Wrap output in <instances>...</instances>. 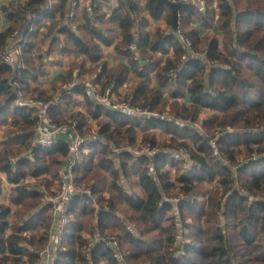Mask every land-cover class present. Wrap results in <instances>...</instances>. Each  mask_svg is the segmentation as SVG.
<instances>
[{
	"label": "trees",
	"instance_id": "trees-1",
	"mask_svg": "<svg viewBox=\"0 0 264 264\" xmlns=\"http://www.w3.org/2000/svg\"><path fill=\"white\" fill-rule=\"evenodd\" d=\"M73 1L79 2L2 0L0 4V16L9 21L0 30V51L12 31L26 25L17 64L5 62L0 55V121L5 122L0 170L12 184L9 201H0V264H15L18 259L34 264L38 250L48 241L51 204L37 187L50 190L60 178V168L69 158L68 139L34 147L36 114L28 105H19L18 99L45 100L58 94V104L51 110L53 121L72 129L71 136H83L88 120L94 118L97 135L105 142L82 146V155L73 167L80 190L71 196L63 247L53 264H126L129 260H142L143 264H264V0H204L203 5L176 0L183 3L178 9L183 32L179 34L172 25L171 9L158 0H145L144 6L140 0H116L108 12L102 10L108 0H90L71 18ZM161 16L166 28L150 30V18ZM48 18L52 19L49 23ZM48 38L43 51L41 46ZM131 43L135 50L129 48ZM107 45L125 55L126 62L109 67L101 60L102 46ZM54 46L62 54L83 55L62 76L63 82L75 80V84L61 95V90L48 94L31 84L48 74L54 62L45 55ZM86 59L93 66L88 67ZM75 67L77 75L72 71ZM93 70L91 82L101 92L117 94L132 74L135 79L126 94L141 109L162 111L166 102L163 90L167 89L178 118L196 119L200 110L211 111L201 121L204 131L168 116L132 114L96 103L84 81H76V76ZM81 101L83 111L70 110ZM157 127L170 134L173 144L168 146L186 150L188 157L175 160L166 151L136 155L129 150L136 143V128L148 133L147 129ZM144 140L150 146L156 143L153 134ZM114 148L125 149L117 153ZM31 149L33 159L27 156ZM115 155L118 167L112 161ZM167 163H177L182 169L175 181L184 196L174 205L186 241L178 245V221L170 213L172 201L167 200L172 198L169 188L174 186ZM121 174L134 177L143 194L125 190L118 182ZM30 179L34 188L24 183ZM206 183L214 185L205 190ZM87 188L92 201L81 195ZM119 201L129 213L119 214ZM151 231L154 235L147 237ZM94 232L98 239L85 251ZM112 240L118 241L122 258Z\"/></svg>",
	"mask_w": 264,
	"mask_h": 264
},
{
	"label": "built area",
	"instance_id": "built-area-1",
	"mask_svg": "<svg viewBox=\"0 0 264 264\" xmlns=\"http://www.w3.org/2000/svg\"><path fill=\"white\" fill-rule=\"evenodd\" d=\"M87 3H91L90 0H87ZM191 2H198L199 5H203L202 0H189ZM96 3H94V6ZM79 5L78 2L73 1L71 4V8L69 10V16L72 18L76 13ZM74 25V24H73ZM25 29L16 28L12 31L9 39L7 40L5 46L0 51V55L2 59L11 64L15 65L18 62V56L21 53L23 40L25 36ZM184 39V38H183ZM187 45H190V41L188 39H184ZM130 49H136L135 43L129 44ZM185 54L182 55L185 58ZM137 57V56H136ZM76 74V72H73ZM75 80L73 81H65L61 85V91H59L60 95L63 93L65 94L70 90L71 87L74 86ZM89 89L90 94L94 97L96 103H101L105 106L115 107L117 108L119 104H117L114 99H111V94L107 91L101 92L98 85L93 84L92 82H83ZM59 94L55 95L53 98L49 100H42V99H31V100H22L18 99L19 105H28L30 108L33 109L34 113L36 114L35 119V131L36 137L33 140L34 147L37 146H44L48 147L51 146L59 140L57 134L60 131V127L55 124L51 117V110L58 104L59 101ZM146 110V112L142 111ZM148 111V113H147ZM140 112V111H139ZM141 112L138 115H154L148 109H141ZM75 123L73 122L72 127H74ZM99 142L104 143L105 139L99 137L98 135H79L75 134L68 138V149H69V158L67 160V164L64 168V172L61 174L59 178V187L58 189L50 194L45 192L44 187L38 186V189H41L45 192L44 200L51 204V211H52V223L49 231L48 241L44 247L38 250L39 259L34 264H53L54 258L57 255V251L62 249L63 247V239L66 232V226L70 218L69 214V206H70V199L72 194L75 190V175L73 174V167L76 162L80 158V152H82V146L87 144ZM169 153V152H168ZM27 156L30 159L34 158V151L31 149L27 152ZM0 179L5 180L7 185H12L6 177L0 172ZM24 183L27 187L34 188L35 184L31 180H25ZM86 193L90 194V190L87 188L83 190ZM180 197H176L174 199L167 200H175L177 201ZM1 212V207H0ZM98 239L96 233H93L88 247L86 249H90L94 242ZM113 244V243H112ZM15 264H28L27 262L22 261V259H18L15 261Z\"/></svg>",
	"mask_w": 264,
	"mask_h": 264
},
{
	"label": "rangeland",
	"instance_id": "rangeland-1",
	"mask_svg": "<svg viewBox=\"0 0 264 264\" xmlns=\"http://www.w3.org/2000/svg\"><path fill=\"white\" fill-rule=\"evenodd\" d=\"M202 1L205 2L204 0H202ZM177 32L183 33L182 32V27L178 26ZM184 39H185V37H184ZM77 69H78V67L73 68V70H74L73 72H77ZM83 74H85V76L88 77V80L83 79L84 76L82 75L81 77L76 76V81H86V82L90 83L92 81V78L95 75V70H93V71H84ZM64 82L62 81V82L59 83V85L57 87V90L54 92V94H56L61 89V85ZM154 83H155V80L152 79L151 80V84H154ZM124 85H126L125 82L122 84L121 87H119L120 88V93L119 94H117L116 92L110 93L111 94V99H114V101H116L117 104H119V105H117L118 106L117 108L121 109V110H124V111H127V112L132 113V114L143 113V112H141V107L140 106H135V105L131 104V102L129 100V97L126 94L127 92L130 93V90H128V89H129L130 85H132V84L129 83L127 87H123ZM98 87H100V86H98ZM163 91H164V99L166 100L164 106L162 107L163 110L162 111L153 110V111H150V112L152 114H154V115H157V116H162L163 115V116L171 117V118L175 119L176 121H178L179 124H181L183 126H187L189 128H194L195 127L197 130H201L203 132L204 130H203L202 126H201V121H202L203 118L208 117L211 114V111L206 110V109L200 110V112H199V114H198L196 119H191V116H188L186 119L178 118L177 114L173 111V109L171 107V102L173 101L172 96L169 95L167 89H164ZM126 96H127V99L125 98ZM45 100H49V99H45ZM184 100H186V99L184 98ZM83 103L84 102L81 101L80 103H78L75 106H73V108H70V110L81 109L83 111L84 110V104ZM142 111L146 112V110H142ZM147 113H148V111H147ZM184 114H187V113H184ZM56 125L60 127V131H63V130H65V128H68V126H60L58 124H56ZM88 126L89 127H88L87 130H85L84 134L87 135V136H89V135H97L98 124H97V122H96V120L94 118H91V119L88 120ZM135 132H136L135 133V135H136V143L133 144L132 146H128V148H129V150L132 153H134L136 155H139V154H142V153L153 154L155 152L157 153V152H161V151H166V152H169L170 159L174 158L175 160H177V159H182V157L184 158V156H185V158L188 157L187 156L188 154H187L186 150H184L182 148L175 149L173 146H168L169 144L172 145L173 142L169 139L170 138V134L167 133L166 131H164V129H162L161 127H157V129H154L153 131H149L147 129L148 133H143L142 129L136 128ZM152 134L155 136V142L156 143H155L154 146H150V141L149 140H144V138H146V136L150 138L152 136ZM179 138H181V137H179ZM184 138L189 140L188 137H184ZM114 149H115V152L119 153L125 148H114ZM81 153L82 152H80V155H82ZM112 161H113L115 167L119 166V157H118V155L112 156ZM66 164H67V162L65 163V166H66ZM189 164L191 165V163H189ZM181 165L184 166V164H181ZM186 165H188V164H186ZM182 166H180V167L182 168ZM165 167L168 168L169 177L174 182V186L172 188H169L170 193L172 194V198L171 199H174L176 197H183L184 194H182L179 191L178 184L175 181L176 175L182 169L179 170L177 163L174 164V165H171V164L167 163L165 165ZM150 170H153L152 167L150 168ZM63 172H64V165L60 168V176H61V174ZM30 180H32V179H30ZM118 182L121 185H125V190H127L129 193L140 194V195L143 194V192L141 190V187L135 182V178L134 177H126L125 175L121 174L120 175V179H118ZM211 184L212 183H210V184L206 183L204 185L203 189H205V190L210 189V187L212 185H214V184H212V185ZM41 187H44V186L41 185ZM58 187H59V179H56L54 181L53 185H51L49 187L50 190L46 189L44 187V189H45L44 191L47 192V193L52 194L51 192H55L58 189ZM77 188L78 187H77V184H76L74 192L77 191ZM263 197H264V195H263ZM1 199H2V197H1ZM92 200H93V198H92ZM171 201L173 203V206H172V209H171L170 213L172 215H175L176 218H177V221H178V217L180 215L179 214V209L174 205V203H176L175 200H171ZM117 206H118L117 208L119 209L118 212H119L120 215L123 216V214L129 213V210H128L126 204L123 201H119ZM13 208H14V206H13ZM52 220H53V217H52ZM187 220H190V218H187ZM51 223H52V221H51ZM131 226L135 230H137V228L133 224H131ZM138 229H139V226H138ZM6 231H9V229H7ZM94 233H97V232H94ZM154 233L155 232H153V231L147 233V237L153 236ZM92 234L89 236V238H91ZM84 235L88 236L87 233H84ZM107 238H111V236H107ZM185 241H186V236L184 235V229H183V227H181V223L178 221L177 222V231H176V244L178 245L179 243H181V242L184 243ZM112 243H113V246L117 248V253L122 258V253H121V249L119 247L118 241L117 240H112ZM124 247H127L126 243H123V248ZM85 251L89 252V249L85 248ZM182 251H183V249L181 248L179 252L181 253ZM101 262L99 261V262H97L95 264H101ZM102 264H104V263L102 262ZM126 264H143V261L142 260H137V261L129 260V261L126 262Z\"/></svg>",
	"mask_w": 264,
	"mask_h": 264
},
{
	"label": "crops",
	"instance_id": "crops-1",
	"mask_svg": "<svg viewBox=\"0 0 264 264\" xmlns=\"http://www.w3.org/2000/svg\"><path fill=\"white\" fill-rule=\"evenodd\" d=\"M1 1L2 0H0V4H1ZM14 1L23 2L25 0H14ZM87 2H88L87 0H79V2H78L79 7L76 11L77 14H80V12L83 11L84 7L87 5ZM116 4H117L116 0H108L107 2L103 3L102 10L108 12L109 9L113 6H115ZM140 4L142 6H144L145 0H140ZM51 20H52L51 18H48L46 20V22L49 23ZM8 22L9 21L6 17L0 16V30L4 29L8 25ZM193 23L195 25H197L199 27V29L201 28L196 20H193ZM46 26L47 25H44L41 28L43 33L46 31ZM157 26L162 27V28H166L165 19L163 16H161L160 18H150L148 28L153 31ZM178 26L181 27L179 19L177 20V28H178ZM24 28H26V25L24 26ZM49 41H50L49 38L46 39V41H44L43 45L41 46L43 51L47 50V47L49 45ZM45 56H46L47 61L54 62V63L50 65L49 72L47 75L40 76L37 79V81L31 82V84L32 85H38L39 87L43 88L48 94H52L57 90L59 83L62 82V76L66 75L67 71L70 69V65H71L72 61L79 59L83 55H78V54H75L73 52L68 53V54H64V53L62 54L58 50L57 46H54L52 48V50H50L49 52H46ZM101 60L106 61L107 65L109 67H113L114 65H116L118 63L126 62L127 58L125 55L116 53L113 45H107V46H102ZM86 64L88 67H91V66H93L94 63H92L86 59ZM72 71H74V70H72ZM83 73H81L80 77L83 75L84 76L83 79L88 80V77H86L85 74H83ZM133 79H134L133 75L129 74L127 79L124 81L126 85H124L123 87L128 86V84L131 83L133 81ZM84 82H86V81H84ZM4 127H5V122L0 121V139H1L2 133L4 131L3 130ZM72 132H73L72 129L65 128V130L59 131L57 136L60 139H62V138L68 139L71 136ZM35 137H36V135H35ZM64 168H65V164H64ZM0 172L5 176V174L1 170H0ZM10 191H11V186L7 185L5 180L0 179V199L2 197V199L0 201L8 202Z\"/></svg>",
	"mask_w": 264,
	"mask_h": 264
},
{
	"label": "water",
	"instance_id": "water-1",
	"mask_svg": "<svg viewBox=\"0 0 264 264\" xmlns=\"http://www.w3.org/2000/svg\"><path fill=\"white\" fill-rule=\"evenodd\" d=\"M159 2L165 3L172 11V25L173 28L177 27V20H178V9L179 7L182 6L181 1H176V0H158ZM81 195L88 199L89 201H92V197L89 193H86L84 191L81 192Z\"/></svg>",
	"mask_w": 264,
	"mask_h": 264
}]
</instances>
